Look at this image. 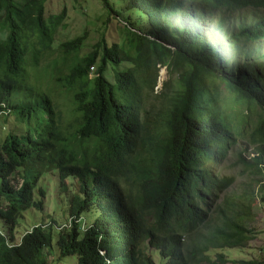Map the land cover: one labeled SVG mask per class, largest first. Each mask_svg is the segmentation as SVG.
<instances>
[{
  "label": "trees",
  "instance_id": "trees-1",
  "mask_svg": "<svg viewBox=\"0 0 264 264\" xmlns=\"http://www.w3.org/2000/svg\"><path fill=\"white\" fill-rule=\"evenodd\" d=\"M47 1L0 0V264H47L54 237L75 264H264L222 252L248 244L251 203H264V0H97L103 26L121 20L128 37L86 55L87 31L56 45L68 10L46 16ZM238 138L257 145V190L219 204L233 179L211 164ZM49 172L78 185L69 225L16 244Z\"/></svg>",
  "mask_w": 264,
  "mask_h": 264
},
{
  "label": "rangeland",
  "instance_id": "rangeland-1",
  "mask_svg": "<svg viewBox=\"0 0 264 264\" xmlns=\"http://www.w3.org/2000/svg\"><path fill=\"white\" fill-rule=\"evenodd\" d=\"M45 7L46 16L56 15L61 12L64 7L68 10L66 14L67 19L65 21L66 28L56 37V45H60L70 39L81 36L86 31L88 32V37L84 42L81 55H86L93 51L94 46L101 40L103 35L110 43L117 42L121 43V45L128 37L127 31L124 29L125 24L121 20L113 21L107 28L103 26L102 18L97 12L100 7V3H98L97 0H78V2L76 0H48ZM230 21L231 26L238 25L237 21ZM263 41L264 40H261L259 43H264ZM44 64V62H41V65ZM127 67H130V65L122 63L119 66V70H124ZM92 73H94V71H92ZM108 77L110 80H113L111 73ZM167 79L168 74L166 68H161L159 72V83L155 89V93L160 90L162 82ZM29 83L38 90L49 89L53 91L51 83L42 78L40 71L37 69H31ZM261 115L264 116V113ZM250 117L257 120L258 117L260 118V115L251 113ZM251 126L252 128L255 127L253 123ZM19 127H21V125H19ZM247 130L250 132L251 128L249 127ZM248 132H245V135H247ZM237 142L236 145H233V147L229 149L226 158L221 163L211 164V169H213L215 174L233 179L232 185L221 194L220 200L218 201L219 204L224 203L226 197L231 198L233 201H244L241 196L244 193L250 195L256 187L254 180L259 178V176L253 174L254 169L247 164L252 163L254 157H256L257 145L251 144V141L247 138H238ZM241 159L245 161H241ZM206 166L208 165L206 164ZM55 173L49 172L41 180L42 186L46 189L44 208L42 211L32 209L22 216L14 232L16 244L20 242L25 233L29 232L38 224H53L55 229L69 225L70 199L74 192H78V185L75 181H69L67 184V191L62 190L57 174ZM251 205L253 206V219L249 226L254 232L253 238H251L248 244L243 248H227L222 250V252L232 260L264 261V203L258 198L254 200ZM88 221L89 220L86 219L85 223ZM45 261L47 264H75L76 260L70 257L60 259L59 250L56 246V237H54L53 250H51V254L47 251L45 252Z\"/></svg>",
  "mask_w": 264,
  "mask_h": 264
},
{
  "label": "clouds",
  "instance_id": "clouds-1",
  "mask_svg": "<svg viewBox=\"0 0 264 264\" xmlns=\"http://www.w3.org/2000/svg\"><path fill=\"white\" fill-rule=\"evenodd\" d=\"M0 126H2V124L0 123Z\"/></svg>",
  "mask_w": 264,
  "mask_h": 264
}]
</instances>
